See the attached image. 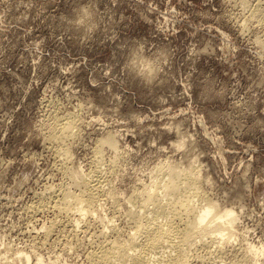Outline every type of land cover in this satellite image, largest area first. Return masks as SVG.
Listing matches in <instances>:
<instances>
[{"label": "rangeland", "instance_id": "rangeland-1", "mask_svg": "<svg viewBox=\"0 0 264 264\" xmlns=\"http://www.w3.org/2000/svg\"><path fill=\"white\" fill-rule=\"evenodd\" d=\"M256 2L0 0V250L7 254L5 260L22 264L16 256L23 249L42 256L44 264L87 262L90 245L82 233L80 248L69 242L66 231L43 242L37 233L55 215H38L29 208L47 186L69 182L48 132L56 117L70 114L77 116L81 131L76 126L79 138L69 143L75 151L71 159H76L69 167L87 174L91 148L108 133L117 132L118 147L129 154L118 165L125 178L118 166L110 177L112 186L123 184L114 187L122 195L117 208L121 212L131 192L150 183L160 162L183 167L194 161L207 178L203 190L219 207L233 209L238 231L246 233L233 237L229 254L221 259L208 256L205 262L241 264L247 243L264 246V22L250 17ZM85 7L91 12L90 33L75 26ZM133 53L153 61L158 71L152 83L128 69ZM103 207L102 216L108 219L113 207ZM118 215L116 224L125 229L128 224ZM97 223L89 231L102 227ZM199 255L204 256L203 251ZM260 256L256 264H264V247Z\"/></svg>", "mask_w": 264, "mask_h": 264}, {"label": "bare ground", "instance_id": "bare-ground-1", "mask_svg": "<svg viewBox=\"0 0 264 264\" xmlns=\"http://www.w3.org/2000/svg\"><path fill=\"white\" fill-rule=\"evenodd\" d=\"M251 1H253V0H251ZM246 3H247V0H246ZM235 4H237V3H235ZM248 4H249V2H248ZM238 9L239 8H237L236 10H238ZM240 11H241V9H240ZM249 11L251 13L250 17L252 19H257L259 21V23L264 22V10L262 8V1L261 0H257L256 3L251 4V8ZM246 12H245V14H246ZM243 13H244V11H243ZM243 13H241V14L243 15ZM243 20L244 19H242V21ZM240 26H241V24H240ZM248 26H250V25H248ZM257 26H259V25H257ZM245 32H247V31H245ZM262 36L263 35H261V37ZM56 111L58 112V109ZM65 113H67V112H65ZM65 113L61 112V114H65ZM68 113H70V112H68ZM75 115H78L77 111H76ZM62 116H64V115H62ZM76 117L77 116L74 117L73 115L70 114L69 116H66V117L61 119L58 116V117H56L55 120L53 118V120L56 121L53 123V125L48 123V124H50L49 127L52 125L50 132H48V133H50L49 134L50 139L48 141H50L51 144H54L56 146L55 148H57V150L59 152V156H60L59 164H60V166L62 165V167H59V168H60V170H61V168H64V175L66 173V175H67L66 178L69 179V182L59 184L58 186H47L45 184L47 186V188L45 189V191L43 189L44 193L41 194L42 196H40V198L38 199V201L35 202V204L32 203L33 205L32 204H30L31 206L29 205L30 206L29 208H31L30 210H33V212L36 211L37 214H38V212L45 213V211H49V212L52 211L55 215L53 217V219L49 220L48 224H45L44 226L40 227L41 231H39V232H38V230L36 231V232H38L37 234L40 236L39 238L43 239V242L46 239L47 240L52 239L55 234L57 235L60 232L66 231V232H68V235H69V242L73 243V245L78 244V247H79V243L82 242L80 240L79 234L82 233L83 236L87 238L88 244L90 245V247L88 248L89 250L88 251L86 250L87 254H86L85 258L87 259V262H84L87 264H204V263L207 264L208 262H205V259L208 256L214 255L216 257L218 256L219 259H221V257L223 258L224 256L227 255V253H228L227 251L229 250L228 247H230L232 245L234 246L233 237L235 235L245 236L246 233L244 234V233H241L238 231V228H237L238 218L236 216V213L233 211V209H231V208L228 209V207L226 208L225 206H224L225 208L219 207L220 204H217V202H215L216 200L214 201L211 199L213 196L212 197L209 196L207 190H203L202 186L205 183L207 178L202 177L201 174H203V173H201V171H203V170L200 171L199 167H201V166H199V167L197 166L199 163H196L197 165H194V163H195L194 161H193V163L188 162L189 165L187 166V164H186L183 167H180V165H178L176 162L174 163L171 161H164V160L162 162L159 161L160 164L158 167H156L157 170L154 169V172L156 171L157 173L155 175L153 174L154 175V176H152L153 178L149 177L151 179V181H149L150 183L147 184L146 182L142 181L143 184L144 183H146V184L142 185V187L140 186L141 189L137 190V192H134V193L131 192V190L129 191L132 193L131 194L132 196L130 194H129L130 196L128 195L130 198L127 196L128 197V200H126L127 203L126 204H124L125 202L123 203L125 205V206L123 205L125 207V211L121 212L122 210L120 211L117 208H118V202L120 203V198L122 197V195H119L121 193L118 194V190L114 189L116 184H114V186L111 185L113 182L111 183L110 177H111V175L113 176V174L115 173V171L117 170L118 167H120L121 169H119V170L122 171V166H118V165L120 164V162H122V160L125 159L124 155H127L128 153H127V151H125L126 153H124L123 152L124 149L122 148V150H121V147L120 148L118 147V139H117L118 135H117V137L114 135L117 132H115V133L113 132L114 134L108 133V135L106 137H104L105 135L102 136L104 138H102L99 142L97 140V144L95 141V146L93 148H91L92 152H90L89 155H92L91 153H93V157L91 159V162L89 163V165L91 164V166H89L90 170H89V172H87V174H84L82 171H80L77 166H76L77 168L76 167H73V168L69 167L70 166L69 162L72 161V159H73V158L71 159L72 154L75 152V151L73 152L72 150H70L69 143L71 144V142H70L71 140H75L76 138H79V137H77L79 135V133L75 132L76 131L75 128H77L76 126H78L77 130L81 129V128H79V125H81V124L78 125L79 121ZM79 119H80V117H79ZM47 121H48V119H47ZM51 121H49V122H51ZM47 129H48V127H47ZM74 129H75V131H74ZM75 134H77V136H75ZM80 135L82 136L83 133H80ZM74 136H75V139H73ZM45 139H46V137H45ZM76 140L74 141V143L77 142ZM79 142H80V140H79ZM78 144H76V145L78 146ZM179 145H182V144H179ZM52 146H47V147L49 148ZM79 147H81V146H79ZM79 147H77V149H79ZM84 150H86V149H84ZM107 151H108V153L109 152L111 153V154H109V156L107 155L108 154ZM71 152H73V153H71ZM83 152H85V151H83ZM87 152H89V151H87ZM53 153H56V152H53ZM185 155H187V154H185ZM188 156H186V157H188ZM74 158H75V155H74ZM187 159H190V158H187ZM165 160H166V158H165ZM74 161H76V159ZM85 163H88V162H85ZM72 164H73V162H72ZM55 165H57V164H55ZM85 165H87V164H85ZM126 165H128V163ZM58 169H57V171H58ZM126 170L129 171V168ZM126 170H125V172H127ZM129 172L131 173V171H129ZM119 174L120 173H118V176H119ZM123 174H125V173L122 171V176L124 177ZM128 174H127V176H128L127 178L131 177V175H128ZM122 176H121V179L123 181L125 177L123 178ZM150 176H151V173H150ZM203 176L205 177V175H203ZM208 179H210V177H208ZM114 180H115V178H114ZM117 180H119V179H117ZM138 181H140V178ZM138 181L136 180V183ZM144 181H145V179H144ZM64 182H66V181H64ZM134 182H135V180H134ZM209 182H210V180L207 181L208 188L210 186ZM116 183H117V181H116ZM118 183L116 185L117 188L123 185V184H121V185L119 184L120 186H118ZM125 184H124V186H125ZM49 185H50V183H49ZM135 186H137V184L136 185L134 184V187ZM126 187H130L129 184ZM208 188H206V189H208ZM122 190L120 192H123ZM125 192H126V190L124 191V194H125ZM210 192H212V191H210ZM125 196H126V194H125ZM125 199L122 198L121 200L124 201ZM213 199H214V197H213ZM30 203H31V201H30ZM106 203L110 204L113 207V210L111 211V214H110L111 216L108 219H105L102 216L103 209H105L107 207L105 205L106 207L104 208L103 205ZM119 206H120V204H119ZM221 206H222V204H221ZM124 207L121 206L122 209ZM27 208H28V206H27ZM24 209H26V208H24ZM109 212L110 211H107V213H109ZM118 213L120 214L118 216H121V215L123 216V217H121V220L124 218V221H126L128 224V226L125 229L121 228L120 225L116 224L117 220L115 218H117L116 214H118ZM104 214H105V212H104ZM26 215H28V214H26ZM30 215H32V214L30 213ZM31 218H33V216H31ZM121 220H119V222ZM34 221H35V219H34ZM97 222H102V224H101L102 227L98 231L97 230H95L93 232H91V230L89 231V229L92 228L91 227L92 224L94 225V223H97ZM33 225H35V224H33ZM98 225H99V223H97L96 226H98ZM66 232H64V233H66ZM33 234H32V236H33ZM36 238H37V235L35 236V239ZM39 238H37V239H39ZM60 238H62V236ZM60 238H59V240H60ZM65 238H68V237H65ZM47 240H46V242H47ZM56 240H58V239L56 238ZM242 240H243V238H242ZM51 241H49L48 243L50 244ZM238 241H239V239H238ZM243 241L245 242V240H243ZM56 242H58V241H56ZM61 242H59V243H61ZM67 243H68V241L65 242L63 245H65ZM71 243H69V245ZM33 244H34V242H33ZM86 244H84V247L86 246ZM235 244H236V242H235ZM44 245H45V243H44ZM33 246L30 245V248ZM80 246H81V244H80ZM5 247H3L4 250H5ZM11 247L12 246H10V248ZM37 247H35V248H37ZM54 247H56V245H54ZM245 247H246L245 249L242 248L243 251L241 253L237 251L238 253H240V256H241V259H240L241 264H256L258 261H260L259 257H261L260 255L263 251L264 246L263 247L258 246V245H255L254 243L250 242V243H247V245H245ZM10 248H8V249H10ZM42 248H44V247L42 246ZM82 248L83 247H81V249ZM67 249H68V247L65 250H67ZM74 249H77V248L75 247ZM1 250H0V264H10V261L5 260V256L7 254L5 253L6 255L4 256L2 253L3 251H1ZM18 250L19 251H18L16 257L22 262V264H32L33 261L35 262V264H44V259L42 258V256L36 255L35 253H33L35 255V256H33V255L29 254L30 251L27 253V252L23 251V249L21 251H20V249H18ZM36 250H39V249H36ZM53 250L57 251L56 248H53ZM59 250H60V248H59ZM240 250H241V247H240ZM6 251H7V248H6ZM27 251H28V249H27ZM32 251H34V250L32 249ZM39 251H37V252H39ZM45 251L49 252V249L47 250V248H46ZM74 251L75 250H73V252H71V253H74ZM77 251L80 252V250H77ZM77 251H76V253H77ZM201 251H203L204 256L203 255L200 256L201 254L199 255V253ZM11 252H12V250H11ZM40 252L42 255V252H44V251H40ZM51 252H52V250H51ZM59 252H57V253H59ZM81 253L79 254L80 256H81ZM8 254H10V252ZM14 254H16V253H14ZM60 254L62 256V253H60ZM230 254H231V252H230ZM43 255H44V253H43ZM71 255H74V254H71ZM231 255H233V254H231ZM13 256H15V255H13ZM51 256L53 257V254ZM55 256H57V254ZM211 258H213V257H211ZM74 259L73 260L71 259V260L74 261ZM230 259L231 258H229V260ZM59 260H60V258L58 259L57 262H59ZM76 260H78V258H76ZM207 260L209 261V257L207 258ZM225 260H227V258ZM50 261H52V263H53V259ZM230 261L228 263H231ZM12 262L14 264L15 259L12 260ZM48 262H49V260H48ZM48 262H46V263L48 264ZM57 262H55V263H57ZM222 262H223V259H222ZM16 263H17V260H16L15 264ZM66 263H68V262H66ZM70 263H68V264H70ZM218 263H214V264H218ZM226 263H227V261H226ZM233 263H234V261H233ZM260 264H261V262H260Z\"/></svg>", "mask_w": 264, "mask_h": 264}, {"label": "clouds", "instance_id": "clouds-1", "mask_svg": "<svg viewBox=\"0 0 264 264\" xmlns=\"http://www.w3.org/2000/svg\"><path fill=\"white\" fill-rule=\"evenodd\" d=\"M81 13V16L75 21V26L90 33L91 12L85 7L81 9ZM128 69L149 84L152 83L158 71L153 65V61L147 57H142L140 53L132 54V58L128 61Z\"/></svg>", "mask_w": 264, "mask_h": 264}]
</instances>
